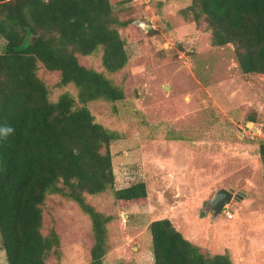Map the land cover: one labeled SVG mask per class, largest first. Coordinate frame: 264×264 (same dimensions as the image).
Here are the masks:
<instances>
[{
	"label": "rangeland",
	"instance_id": "obj_1",
	"mask_svg": "<svg viewBox=\"0 0 264 264\" xmlns=\"http://www.w3.org/2000/svg\"><path fill=\"white\" fill-rule=\"evenodd\" d=\"M110 3L118 20H129L117 27L127 62L105 74L123 98L85 106L117 134L109 145L113 188L143 181L146 195L120 205L111 190L84 194L111 216L103 264H151L147 224L160 218L203 252L226 253L232 264H264V166L257 152L264 140V75L242 73L231 44L211 45L202 20L182 17L190 0ZM77 59L105 73L98 53ZM36 74L51 100L62 92L75 96L71 85H57L56 71L38 64ZM219 188L242 195L214 214L208 200ZM41 211L42 233L52 228L60 239L59 259L45 264H86L89 222L76 204L48 195Z\"/></svg>",
	"mask_w": 264,
	"mask_h": 264
},
{
	"label": "trees",
	"instance_id": "obj_2",
	"mask_svg": "<svg viewBox=\"0 0 264 264\" xmlns=\"http://www.w3.org/2000/svg\"><path fill=\"white\" fill-rule=\"evenodd\" d=\"M196 25L202 20L213 46L232 45L238 69L264 75V0H190L179 10ZM129 21V20H128ZM113 14L110 0H0V250L5 264H45L59 259L60 239L42 233L41 206L48 195L76 204L89 222L86 264H103L111 220L84 194L111 190L120 205L142 200L143 181L113 188L109 145L117 134L94 121L85 103L123 98L121 86L105 74L124 67L127 54L117 27L128 22ZM99 54L105 73L79 63ZM71 85L53 100L37 66ZM252 119V118H251ZM264 166V140L258 143ZM264 201V174L262 175ZM151 264H232L226 253H207L167 218L147 224Z\"/></svg>",
	"mask_w": 264,
	"mask_h": 264
},
{
	"label": "water",
	"instance_id": "obj_3",
	"mask_svg": "<svg viewBox=\"0 0 264 264\" xmlns=\"http://www.w3.org/2000/svg\"><path fill=\"white\" fill-rule=\"evenodd\" d=\"M238 195L240 196L242 194L240 192H238L237 194H233L231 191H228L224 188H219L208 200L209 208L214 214L219 213L225 204H228L230 201L237 199Z\"/></svg>",
	"mask_w": 264,
	"mask_h": 264
},
{
	"label": "clouds",
	"instance_id": "obj_4",
	"mask_svg": "<svg viewBox=\"0 0 264 264\" xmlns=\"http://www.w3.org/2000/svg\"><path fill=\"white\" fill-rule=\"evenodd\" d=\"M12 131H13V129L10 126L4 125L3 127H0V136H5L6 137Z\"/></svg>",
	"mask_w": 264,
	"mask_h": 264
},
{
	"label": "built area",
	"instance_id": "obj_5",
	"mask_svg": "<svg viewBox=\"0 0 264 264\" xmlns=\"http://www.w3.org/2000/svg\"><path fill=\"white\" fill-rule=\"evenodd\" d=\"M227 217H230V214L228 213V212H226V214H225Z\"/></svg>",
	"mask_w": 264,
	"mask_h": 264
}]
</instances>
